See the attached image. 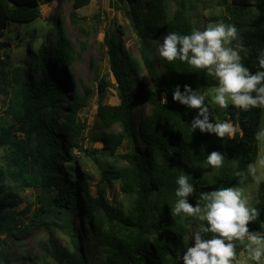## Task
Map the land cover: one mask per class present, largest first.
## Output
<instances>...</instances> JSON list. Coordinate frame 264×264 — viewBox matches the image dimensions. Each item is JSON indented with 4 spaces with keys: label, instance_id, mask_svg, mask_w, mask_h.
<instances>
[{
    "label": "trees",
    "instance_id": "1",
    "mask_svg": "<svg viewBox=\"0 0 264 264\" xmlns=\"http://www.w3.org/2000/svg\"><path fill=\"white\" fill-rule=\"evenodd\" d=\"M46 1L0 0V30L10 24L35 21L39 17V5ZM136 1L141 8L133 13L134 20H139L134 26L146 38H160L162 42L168 32L190 34L195 29L191 14L192 11L197 14L195 2L202 0H173L176 8L170 13L167 0ZM218 1L228 11V16L220 17L222 23L237 28L238 41H233V46L237 42L243 44L247 54L241 52L242 62L251 71H256L258 50L264 49V0H232L230 4L228 0ZM86 3L87 0H74L73 6L77 9ZM248 7H256L261 14L248 15L243 10ZM247 16L248 20L245 18ZM210 20H216V17L212 16ZM52 26H56V22ZM118 48V43L110 39V68L117 83L119 103H100L97 116L100 124L107 129L100 137L102 148L125 164L119 168L108 166L101 170L104 185L96 196L88 190L86 174H78L73 168L76 158L72 153L74 148L84 150L80 140L84 137L87 124L79 118V112L87 105V96L92 91L83 86L82 95L75 88L68 96L66 86L59 78L61 75L51 69L52 61L66 68H70L74 61L75 49L66 31L60 27L52 43L42 41L31 64L15 69L22 77L21 85L16 89L19 111L15 124L18 126L14 123L0 124V147L9 149L8 171L16 187H41L53 192V195L48 203L41 204L29 216V223L24 224L19 216L16 218L17 213L10 210L18 205L19 196L8 190L0 177V235L22 240L40 227L47 228L48 217L58 218L57 214H64L67 218L64 223L71 230L73 249L69 251L56 247L50 235L48 244L41 245L55 264H87L76 243L79 236L75 224L68 217L69 212L78 211L79 196L90 227L89 237L95 240L93 248L104 259V264H180L178 253L185 244L188 227L201 222L184 214L172 215L177 177L187 175L194 185L195 194L189 196L188 200L195 205L200 202L201 193L233 186L244 179L248 165L258 155L256 137L264 119V108L244 111L229 104L227 109L218 108L212 112L209 107L210 119L229 117L239 128L230 139L201 133L198 129L191 132L190 122L196 110L174 102L172 91L177 84L181 85V90L184 84L201 91L212 89L217 84L214 78L204 70L192 69L182 62L169 63L160 56L153 57L144 46L140 47V58L122 54ZM118 54L125 56V70L116 58ZM7 63L0 59L1 74H4ZM142 65L151 86L142 77ZM31 72L37 74L32 80L29 79ZM59 72H63V69ZM127 74L135 76L144 87L143 99L149 110L143 115L132 117V95L129 91L132 80L126 77ZM104 83V79L99 80V84ZM0 90L6 91V87H0ZM165 97L166 103L163 102ZM99 98L101 100L102 95ZM45 113L61 116V126L54 128L51 117L46 118ZM134 118L140 122V126L135 127ZM114 126H119L120 130H111ZM17 131L28 140L35 139L36 146L32 148L29 141L19 140ZM124 140L130 142L133 149L117 154ZM213 150L224 154L223 164L218 169L206 163L207 154ZM59 159L63 162L61 168L57 165ZM237 172L244 175L237 176ZM114 182L128 198L126 208L115 207L106 199L105 185L111 187ZM251 206L258 209L259 216L249 223V230H260L264 223L263 180L259 182ZM17 258L23 260L22 257ZM3 261L10 264L7 255L3 256Z\"/></svg>",
    "mask_w": 264,
    "mask_h": 264
},
{
    "label": "rangeland",
    "instance_id": "2",
    "mask_svg": "<svg viewBox=\"0 0 264 264\" xmlns=\"http://www.w3.org/2000/svg\"><path fill=\"white\" fill-rule=\"evenodd\" d=\"M231 1L228 0V3L230 4ZM73 3L74 0H47L39 5V17L35 21L29 24H10L7 28L0 30V59L8 62L4 66V74L0 73V87H6V91L1 92L0 90V124L10 125L14 123L16 127L18 126V124H15L16 113L19 111V97L16 89H19L22 77L20 72L15 71V69L31 64L33 55L42 41L52 43L57 36L58 30L62 27L75 49L74 61L70 68L60 67V65H56L52 61L51 69L61 75L59 78L63 85L66 86L65 93L68 96L72 95V91L75 88L80 90V95H82L83 86L89 87L92 91V94L87 96V105L82 107L79 112V118L85 120L87 124L84 137L80 140L84 150L78 151V149L74 148L72 153L76 158L73 168L78 174H86L88 190L93 196H96L100 187L104 185L101 182V170L108 166L119 168L125 164L121 159L110 155L102 148L103 143L100 137L107 129L100 124L97 116L100 103L111 105L119 103L116 89L117 83L110 68L111 57L108 52L110 39L118 43V51L120 53L130 54L133 58H140V47L142 46L148 50L150 55L158 58L157 46L161 41L160 38L157 40L146 38L134 26L135 22L139 23V20L136 18L134 20L133 13L141 8V4L136 0H87L85 5L77 9L74 8ZM166 3L169 7V13L176 8L173 0H167ZM195 4L197 14L194 11L191 14L195 29L203 30L210 23H222L220 17L222 15L228 16L225 6L219 4L218 0H202L201 2H195ZM243 10L248 12V15L249 13L252 15L261 14V11L256 7H248ZM141 14H143V9H141ZM212 16L216 17V20H210ZM245 18L248 20V16ZM54 22H56V26H52ZM116 58L125 70V56L118 54ZM61 68L63 72H59ZM141 74L143 79L151 86L143 65ZM35 75L37 74L31 72L29 79L32 80ZM126 77L132 80L129 88L132 95V117L147 113L149 106L143 99L144 87L135 76L127 74ZM100 79H104L105 83L99 84ZM210 90L199 91L207 95ZM100 95H102L101 100L99 98ZM207 103L212 112L219 108L211 102L210 98ZM45 117H51L54 128H59L63 122V118L59 115L50 116L45 113ZM214 120L222 119L215 118ZM223 120H228L233 124L229 117ZM133 122L135 127L140 126V122L135 120V118ZM235 128L236 131L239 130L237 126ZM262 128H264V119ZM111 130L119 131L120 127L114 126ZM17 136L19 140L29 141L32 148L36 146L35 139L28 140L23 133L18 131ZM132 149L130 142L124 140L116 153L122 154ZM7 156H9L8 147H0V177L5 182L8 190L11 189L12 192L19 196L18 205L11 207L10 210L14 213L16 212V218L19 216L24 224L29 223V216L41 204L48 203L50 198H52L53 192L44 190L41 187H16L10 176V170L8 171L10 166L7 164ZM261 157H264V140H258L257 158L253 163H250L256 165L259 179H253L247 172L244 179L233 185L238 187L249 198L250 205L254 202L259 182L264 181V166L256 163ZM57 165L59 168L63 166L61 159L58 160ZM13 169L11 165V170ZM104 191L106 199L111 205L126 208L128 198L118 189L116 182L111 187L105 185ZM78 195H80V190H78ZM79 199L78 211L69 212L68 216L71 217L72 223L75 224L78 232L79 241H76L77 246L82 251L87 264H104V259L99 257L97 249L93 248L92 244L95 243V240L89 237L90 227L85 220L80 196ZM22 210L26 211L22 213ZM57 216L58 218L48 217L49 226L47 228L40 227L22 240H12L1 234L0 264H6L3 261L4 255L8 256L10 264H34V261H37L38 264H55L41 246L42 244H48L49 235L52 237V242L56 247L72 250L71 230L64 223L67 218L62 213L57 214ZM200 224L189 226L186 237L191 232L198 230ZM260 230H264V223ZM237 245L238 251L233 258L234 264H245V262L246 264H254V262L247 261L246 251L243 246ZM184 247L185 244L179 250L178 258L182 255ZM17 257H22L23 260L20 261ZM180 264H182V261H180Z\"/></svg>",
    "mask_w": 264,
    "mask_h": 264
},
{
    "label": "clouds",
    "instance_id": "3",
    "mask_svg": "<svg viewBox=\"0 0 264 264\" xmlns=\"http://www.w3.org/2000/svg\"><path fill=\"white\" fill-rule=\"evenodd\" d=\"M238 41L237 28L232 24L210 23L203 30L194 29L190 34L168 32L158 44L159 56L171 63L179 61L192 69L204 70L217 82L206 95L189 84L175 85L172 100L196 110L190 130L215 134L218 138L233 137L235 126L228 120L210 119V98L220 109L229 104L244 111L264 108V49L258 50L257 70L251 71L242 62L241 52L247 54ZM166 103V97L163 98ZM257 140H264V128L257 132ZM224 154L213 150L207 154L206 163L213 169L222 166ZM257 164L264 166V157ZM248 174L257 176L255 164H249ZM237 172V176H243ZM176 200L171 209L173 216L184 214L195 217L201 224L198 230L185 238V247L179 257L182 264H234L237 244L246 251L247 261L264 264V230H249V223L257 220L259 211L252 207L249 198L235 186L216 188L200 194V202L193 205L188 197L195 194L194 185L187 175L176 179ZM246 264V262H245Z\"/></svg>",
    "mask_w": 264,
    "mask_h": 264
},
{
    "label": "water",
    "instance_id": "4",
    "mask_svg": "<svg viewBox=\"0 0 264 264\" xmlns=\"http://www.w3.org/2000/svg\"><path fill=\"white\" fill-rule=\"evenodd\" d=\"M10 4L13 5V2L11 1Z\"/></svg>",
    "mask_w": 264,
    "mask_h": 264
}]
</instances>
